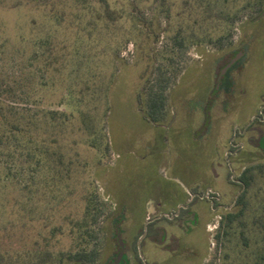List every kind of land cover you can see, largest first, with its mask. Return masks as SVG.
Listing matches in <instances>:
<instances>
[{
	"label": "rangeland",
	"instance_id": "obj_1",
	"mask_svg": "<svg viewBox=\"0 0 264 264\" xmlns=\"http://www.w3.org/2000/svg\"><path fill=\"white\" fill-rule=\"evenodd\" d=\"M181 1L106 0L108 16L102 0H0L1 98L17 106L13 113L26 131L62 154L60 169H69L67 177L63 171L55 177H63L67 198L53 197L48 172H36L23 152H13L0 127V249L29 248L43 225L65 230L50 244L69 249L70 221L80 217L90 182L104 202V216L95 227L101 248L97 264H108L119 250L115 207L124 216L118 229L131 262L139 264L134 253L144 214L143 225L154 221L166 237L153 248L142 246L145 261L195 264L204 251L201 223L190 234L170 208L185 197L186 184L196 180L191 194L216 202L201 209L193 200L190 208L208 221L203 264L214 257L215 264L230 263L231 244L216 253L212 236L219 215L235 209L243 167L264 163V151L255 145L264 137V12L259 16L257 0H228L226 11L239 17L229 28L232 37L221 47L201 43L179 49L172 38ZM53 16L64 21L50 22ZM48 36L62 55L55 50L57 60L45 69L39 57L44 48L37 42ZM242 52L230 72L217 75ZM156 67L171 80L166 119L159 127L145 120L137 101ZM229 86V93L222 91ZM48 111L66 112L69 120L50 126L41 118ZM80 111L103 121L95 136L85 132ZM16 136L23 146L25 138ZM156 202L170 208L159 211ZM190 245L197 250L194 257L184 256ZM137 250L140 255L138 243ZM173 251L180 253L172 256Z\"/></svg>",
	"mask_w": 264,
	"mask_h": 264
},
{
	"label": "trees",
	"instance_id": "obj_2",
	"mask_svg": "<svg viewBox=\"0 0 264 264\" xmlns=\"http://www.w3.org/2000/svg\"><path fill=\"white\" fill-rule=\"evenodd\" d=\"M165 2L166 0H162V3ZM227 2L228 0H182L181 11L177 14L179 22L172 38L173 45L179 49H185L187 45L201 43L221 47L226 38L232 37V31L229 28L239 19L236 13L231 14L226 11L230 5ZM102 3L105 13L109 16L111 12L108 3L106 0H102ZM257 3L260 16L264 12V0H257ZM170 16V10L167 7L165 17L170 19ZM54 17L49 18V21L57 20L56 23L58 22V24H62L64 21L63 18ZM37 35L40 34L37 33ZM214 35H216L215 39H213ZM42 38L37 42L41 48H44L39 57L42 58L45 69H48L53 66V59L57 60L58 56L56 55H62V52L60 49L56 50L53 36H48L44 40ZM55 50L57 54L54 53ZM153 77L145 84L143 93L138 95L137 101L143 107L145 120L160 126L164 124L167 115L166 92L171 80L167 78L161 67H156ZM2 92L0 86V127L7 132L2 134L5 135L10 148L14 149L13 152L19 151L21 155L23 152L24 158L33 162L36 172L39 169L48 172L45 179L46 184L49 183V193L53 194V197L62 194V200L66 199L67 184L61 182L63 177L61 176L60 180H55L57 173H60L59 171H63L66 177L69 173L67 167L60 169L63 164L62 154L60 155V153L50 149L45 144L44 139L40 140L38 136H32L31 132L26 131L21 126L20 115L13 113L17 106H13L11 102H4L1 98ZM41 118L46 124L53 127L56 121L59 124H66L69 120L66 112L53 111H48ZM79 119L89 137L96 135V128L100 123L103 125V121L98 115L94 116L80 111ZM100 133L101 136L102 131ZM16 135L25 138L23 146L19 143ZM255 145L264 151V137L260 136L255 141ZM237 180L239 194L235 202V209L219 215V221L212 236L215 252L217 253L221 246L231 244L228 248V251L232 253L229 264H264V163H255L243 167ZM89 189L90 191L88 190L89 192L82 197L84 208L80 217L70 221L68 237L73 242L69 249H54L50 244L51 239H55V236H64L65 230L56 226L47 230L48 226L43 225L40 231L34 235L36 239L29 248L14 251L0 249V264H97L100 259L101 248L95 227L99 219L104 216L102 208L104 202L102 203L90 182ZM115 208L113 211L118 213L116 212L113 225L118 232V225L124 216L117 210V207ZM186 213L187 210H181V216ZM138 227L141 234L143 226ZM151 230L152 224L148 226L147 235L151 234ZM208 245L207 241V251ZM135 251L137 252V247H135ZM225 256L228 257L229 254ZM207 264H215V257Z\"/></svg>",
	"mask_w": 264,
	"mask_h": 264
},
{
	"label": "flooded vegetation",
	"instance_id": "obj_3",
	"mask_svg": "<svg viewBox=\"0 0 264 264\" xmlns=\"http://www.w3.org/2000/svg\"><path fill=\"white\" fill-rule=\"evenodd\" d=\"M238 54H240V55H238V56H233L231 59H230V61L229 62H227V63H225L222 67H221V69L219 70V72H218V74L217 75H219V74H224V73H228V72H230L231 71V69L233 68V67H235L236 66V64H238L242 59H243V57H244V53L242 52V53H238ZM233 59H236V61L233 63V64H231L230 66H228L229 64H230V62L233 60ZM222 89V91L223 92H225L226 94L227 93H229V89H230V86L228 87V88H221ZM223 89H225V90H223ZM264 111H262V114H264L263 113ZM260 117V116H259ZM258 117V118H259ZM260 119V118H259ZM261 119L262 120H264L263 119V117L261 116ZM154 126H158V125H155V124H153ZM161 126V125H160ZM159 127V126H158ZM244 130H246V128L244 129ZM234 137H235V133H234ZM238 196V195H237ZM188 197H190V201L187 199L186 201H185V204H183V206L182 207H178V208H176V210H171V215L173 216V218L175 219V221H180L181 222V224H182V227H184L185 228V230H187V229H190L191 230V228H194V226L195 225H197V223H198V217H199V215L196 213V212H190L189 211V208H190V206H191V203H192V201L194 200H200L201 198L198 196V194H196L195 192H192V194H191V192H189L188 193ZM200 198V199H199ZM236 199H237V197H236ZM236 199H235V201H234V206H235V202H236ZM201 200H206V201H202L203 203H207V202H209L210 204H215L216 202H215V200H209V198L208 197H205V198H202ZM189 201V202H188ZM206 206H207V204H206ZM183 207H186L185 209L183 208ZM212 207V206H211ZM181 210H187V213L185 214V215H183V216H181ZM162 215H164L165 217H166V215H167V213H164V214H162ZM163 216V217H164ZM167 218H169V217H167ZM158 220H160V218H158ZM170 221H172L171 219H169ZM152 222H154V221H149V223H152ZM147 229H148V225H147ZM143 232H144V227H143ZM143 232H142V234H143ZM147 232H148V230H147ZM121 234H122V230L120 229V230H118V232H117V234H116V238H117V240H118V252H117V254H116V256H115V258L113 259V260H111L108 264H121V263H123L124 262V264H133L134 262H131V260H129V255H124V250H125V245L123 246L122 244H121V240H120V236H121ZM137 243H138V241H137ZM137 243H136V247H137ZM120 252H122V257H121V259L119 260V262L118 263H116V261H117V257H118V255L120 254ZM137 253V254H136ZM135 254V259H137L138 261H139V263L140 264H148V263H146V262H144L143 261V259H142V256H141V254L139 255L138 254V250H137V252H135L134 253ZM136 260V261H137Z\"/></svg>",
	"mask_w": 264,
	"mask_h": 264
},
{
	"label": "crops",
	"instance_id": "obj_4",
	"mask_svg": "<svg viewBox=\"0 0 264 264\" xmlns=\"http://www.w3.org/2000/svg\"><path fill=\"white\" fill-rule=\"evenodd\" d=\"M153 125V124H152ZM194 182H196V180L195 181H192V182H190V183H188V184H186V189H187V191L188 192H186L185 193V197L184 198H182L180 201H175V202H172V206L173 207H168V208H163L162 207V205L160 204V203H158V202H156L157 203V208H158V210L160 211V210H167V209H169L170 208V210H176V208H178V207H182L183 206V204H185V201L188 199V193L189 192H191V191H193V189H192V187H191V184L192 183H194ZM189 202V201H188ZM194 203H196V204H198L199 206H200V208L201 209H205V208H203L202 206H204V207H206L207 208V206H206V204L205 203H203L202 201H200V200H197V201H195ZM192 204V203H191ZM201 204H203V205H201ZM149 207V206H148ZM147 207V208H148ZM147 208H145V210L147 209ZM184 209L186 208V207H183ZM190 208H191V206H190ZM190 208H189V211L190 212H192L191 210H190ZM193 212H196L197 214H198V211H193ZM199 215V217H198V223H197V225L198 224H200V226H201V232H202V238H203V243H204V251H203V254H201L200 255V258H199V260H197L196 261V263L195 264H203L204 263V261L207 259V256H208V251H207V234H206V225H207V222H205V221H202L201 219H200V214H198ZM146 218H145V216H144V214L142 215V217H141V222H140V224H139V226H145V224L143 225V220H145ZM146 222H148V226L149 225H151L152 224V232H151V234L150 235H147V233L148 232H146V235L144 236V238L141 240V253H142V246L143 245H145V246H149V248H153V247H155V245L156 244H162V243H164L165 242V240H166V237H165V234H164V232H163V229H160L159 227V225L158 224H155V222H152V223H149V221H146ZM145 222V223H146ZM157 223V222H156ZM196 225V226H197ZM148 230V229H147ZM192 231H194V229L193 228H191V230L189 231L190 232V234L192 233ZM187 232H185V234H186ZM188 234V233H187ZM142 236V235H141ZM141 236H139V238L141 237ZM139 238H138V241H139ZM180 241V240H179ZM178 241V242H179ZM178 242H177V247H178ZM144 246V247H145ZM178 249H180V247H178ZM177 249V250H178ZM186 250H188V253H187V255H184V256H189V257H194L196 254H197V250L194 248V245H190L188 248H185ZM163 250H165V249H163ZM167 250H165L164 252H166ZM150 252V251H149ZM175 252V253H174ZM176 253H180V252H177V251H173V253L171 254L172 256H174L173 254H176ZM183 253V252H182ZM196 253V254H195ZM141 256H142V259H143V261L144 262H146V263H148V264H150V262H148V261H145L144 260V257H143V254H141ZM157 260V259H156ZM166 260V259H165ZM158 262H156L155 264H162V263H165V261L163 260V258H162V260L160 259V260H157ZM138 263V262H137ZM134 264H136L135 262H134ZM140 264V263H139Z\"/></svg>",
	"mask_w": 264,
	"mask_h": 264
},
{
	"label": "water",
	"instance_id": "obj_5",
	"mask_svg": "<svg viewBox=\"0 0 264 264\" xmlns=\"http://www.w3.org/2000/svg\"><path fill=\"white\" fill-rule=\"evenodd\" d=\"M235 61H236V59H233L228 66H230L231 64H233ZM147 224H148V222L145 223L144 232H143L142 236L139 238V241H138V248H139V253L140 254H141V240L146 235V232H147ZM121 257H122V252H120V254L118 255L116 263L119 262V260L121 259Z\"/></svg>",
	"mask_w": 264,
	"mask_h": 264
}]
</instances>
